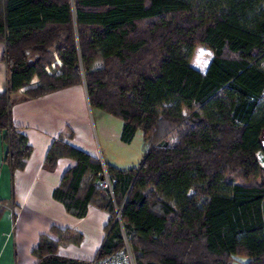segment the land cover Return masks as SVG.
I'll use <instances>...</instances> for the list:
<instances>
[{
  "label": "trees",
  "instance_id": "16d2710c",
  "mask_svg": "<svg viewBox=\"0 0 264 264\" xmlns=\"http://www.w3.org/2000/svg\"><path fill=\"white\" fill-rule=\"evenodd\" d=\"M0 43L12 172L32 148L12 123L10 96L33 78L27 98L83 85L92 109L122 122L121 142L142 133V160L129 170L70 146L69 127L44 160L49 171L75 162L53 192L68 214L83 218L94 205L109 215L93 259L127 244L134 264H264V0H0ZM104 169L113 198L94 186ZM50 236L32 251L37 264L91 263L58 255L79 233Z\"/></svg>",
  "mask_w": 264,
  "mask_h": 264
},
{
  "label": "crops",
  "instance_id": "0c3cea01",
  "mask_svg": "<svg viewBox=\"0 0 264 264\" xmlns=\"http://www.w3.org/2000/svg\"><path fill=\"white\" fill-rule=\"evenodd\" d=\"M3 53L4 45L0 43V94L8 84V68ZM31 59L30 63L35 58ZM30 84L10 96L12 123L20 129L32 148L23 169L11 171L5 161L7 146L0 133V264H37L32 251L41 236H50L51 228L79 233L82 236L80 244L60 247L58 255L88 263L102 244L109 215L94 205L88 206L83 218L68 214L64 206L53 198V192L59 187L63 174L75 162L68 158L60 159L55 170L49 171L44 160L59 133L69 127L74 133V138L67 141L70 146L99 159L103 165L119 170L136 168L139 164L133 167L132 151L123 149L132 145L138 131L129 144H124L120 140L122 122L119 133L113 135L104 127L105 119L98 114V137L96 135L95 139L101 141L99 158L92 138L91 115L94 109L88 103L84 86H72L39 98H27L25 92L37 86V78H33ZM108 117L106 122L111 124L112 116ZM102 150H105V159Z\"/></svg>",
  "mask_w": 264,
  "mask_h": 264
},
{
  "label": "rangeland",
  "instance_id": "374dc122",
  "mask_svg": "<svg viewBox=\"0 0 264 264\" xmlns=\"http://www.w3.org/2000/svg\"><path fill=\"white\" fill-rule=\"evenodd\" d=\"M27 54H28L29 60H32L31 58H35L34 56H31L29 53H27ZM191 60H192L193 64H195V66H197L200 69H204L205 63H207V59L203 56L202 53H195L192 56ZM57 64L59 65L58 62H57ZM51 68H54V66L52 65ZM48 72H50V70H48ZM30 85H32V84H30ZM92 112H93V115H91V120L93 122V125H91L93 127L92 128V134H93L92 138L95 141V147H96L97 151H99L98 155L100 158L101 152H100V148H99V143L101 144V141H100V139H99V141L97 138L95 139L96 135L98 137V134H96L98 132V124H99V118H100V117H98V114H100V116H102V118L105 119V121L103 122L104 127L106 129H108L110 131V133H112L113 135L115 132L119 133L121 122L119 119L111 117V119H110L111 124H110V123L106 122V120H108L107 118H109L108 115L104 114L103 112H101L99 110H95V109ZM125 148L123 149L124 151H129V150L132 151L133 160H134L133 161V167H136L141 162L143 154H144V143H143V138H142L141 132L138 131L133 142H132V145L129 147H125ZM104 151L105 150H102V153L104 155L103 159H105V152ZM257 161H258L259 165L262 168H264V156H262L261 154H258L257 155ZM263 216H264V203H263ZM132 257H133V255H132ZM133 260H134V258H133ZM245 261H246V259L244 257L236 256V257H234L233 260L230 261V263H232V264H243Z\"/></svg>",
  "mask_w": 264,
  "mask_h": 264
},
{
  "label": "built area",
  "instance_id": "2783aa9c",
  "mask_svg": "<svg viewBox=\"0 0 264 264\" xmlns=\"http://www.w3.org/2000/svg\"><path fill=\"white\" fill-rule=\"evenodd\" d=\"M112 185L113 182L105 169L103 170L101 179L94 184L95 188L104 191L113 198ZM118 214L117 211V217H119ZM90 264H134V260L129 247L126 244L121 251L105 258L93 259Z\"/></svg>",
  "mask_w": 264,
  "mask_h": 264
},
{
  "label": "water",
  "instance_id": "95a60500",
  "mask_svg": "<svg viewBox=\"0 0 264 264\" xmlns=\"http://www.w3.org/2000/svg\"><path fill=\"white\" fill-rule=\"evenodd\" d=\"M262 145H263V147H264V142H263V144H262Z\"/></svg>",
  "mask_w": 264,
  "mask_h": 264
}]
</instances>
